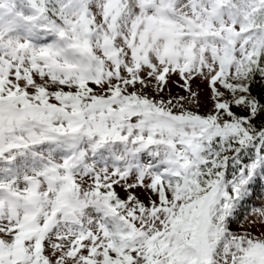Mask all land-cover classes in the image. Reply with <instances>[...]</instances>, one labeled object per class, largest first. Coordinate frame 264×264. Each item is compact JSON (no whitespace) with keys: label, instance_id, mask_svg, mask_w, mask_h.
<instances>
[{"label":"snow or ice","instance_id":"6c2138e0","mask_svg":"<svg viewBox=\"0 0 264 264\" xmlns=\"http://www.w3.org/2000/svg\"><path fill=\"white\" fill-rule=\"evenodd\" d=\"M0 264H264V0H0Z\"/></svg>","mask_w":264,"mask_h":264}]
</instances>
